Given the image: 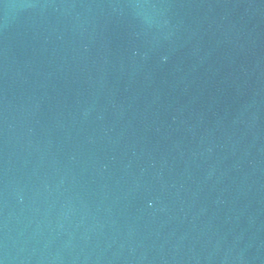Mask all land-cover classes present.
Returning <instances> with one entry per match:
<instances>
[{
    "label": "water",
    "instance_id": "95a60500",
    "mask_svg": "<svg viewBox=\"0 0 264 264\" xmlns=\"http://www.w3.org/2000/svg\"><path fill=\"white\" fill-rule=\"evenodd\" d=\"M0 264H264V0H0Z\"/></svg>",
    "mask_w": 264,
    "mask_h": 264
}]
</instances>
